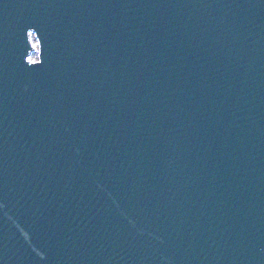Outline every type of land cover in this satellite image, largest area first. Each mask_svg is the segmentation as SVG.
<instances>
[{"label":"water","instance_id":"95a60500","mask_svg":"<svg viewBox=\"0 0 264 264\" xmlns=\"http://www.w3.org/2000/svg\"><path fill=\"white\" fill-rule=\"evenodd\" d=\"M0 264H264V0H0Z\"/></svg>","mask_w":264,"mask_h":264},{"label":"rangeland","instance_id":"374dc122","mask_svg":"<svg viewBox=\"0 0 264 264\" xmlns=\"http://www.w3.org/2000/svg\"><path fill=\"white\" fill-rule=\"evenodd\" d=\"M33 43L36 49L30 55L31 60H35L37 58V44L34 37H33Z\"/></svg>","mask_w":264,"mask_h":264},{"label":"bare ground","instance_id":"6f19581e","mask_svg":"<svg viewBox=\"0 0 264 264\" xmlns=\"http://www.w3.org/2000/svg\"><path fill=\"white\" fill-rule=\"evenodd\" d=\"M31 41H32V44L34 45V43H33V37H31ZM33 51H34V50H33ZM33 51H32V52H33ZM32 52H31V53H32Z\"/></svg>","mask_w":264,"mask_h":264}]
</instances>
